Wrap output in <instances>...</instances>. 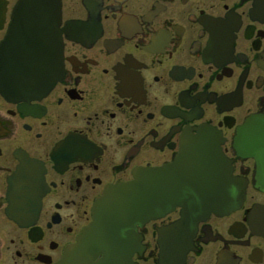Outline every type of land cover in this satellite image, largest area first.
Masks as SVG:
<instances>
[{
  "label": "flooded vegetation",
  "instance_id": "1",
  "mask_svg": "<svg viewBox=\"0 0 264 264\" xmlns=\"http://www.w3.org/2000/svg\"><path fill=\"white\" fill-rule=\"evenodd\" d=\"M56 28L59 77L0 93V264H54L105 187L201 126L238 203L187 238L178 203L134 223L131 264H264V0H58Z\"/></svg>",
  "mask_w": 264,
  "mask_h": 264
},
{
  "label": "water",
  "instance_id": "2",
  "mask_svg": "<svg viewBox=\"0 0 264 264\" xmlns=\"http://www.w3.org/2000/svg\"><path fill=\"white\" fill-rule=\"evenodd\" d=\"M57 14L58 0L17 1L0 41L1 94L40 93L59 77ZM213 135L201 126L172 161L137 167L131 179L105 187L92 203L89 222L54 264H131L134 223L178 203L187 238L197 218L236 205L242 190L224 185L232 179L214 153ZM25 205L30 212L33 205Z\"/></svg>",
  "mask_w": 264,
  "mask_h": 264
}]
</instances>
